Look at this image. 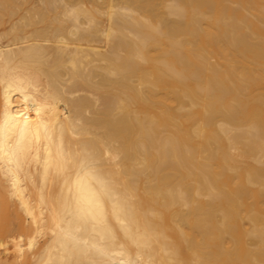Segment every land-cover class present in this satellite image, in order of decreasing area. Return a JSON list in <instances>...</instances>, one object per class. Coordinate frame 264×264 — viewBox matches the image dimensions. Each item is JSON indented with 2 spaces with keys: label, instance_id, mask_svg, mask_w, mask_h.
Listing matches in <instances>:
<instances>
[{
  "label": "bare ground",
  "instance_id": "1",
  "mask_svg": "<svg viewBox=\"0 0 264 264\" xmlns=\"http://www.w3.org/2000/svg\"><path fill=\"white\" fill-rule=\"evenodd\" d=\"M0 28L2 264H264V0H0Z\"/></svg>",
  "mask_w": 264,
  "mask_h": 264
},
{
  "label": "rangeland",
  "instance_id": "2",
  "mask_svg": "<svg viewBox=\"0 0 264 264\" xmlns=\"http://www.w3.org/2000/svg\"><path fill=\"white\" fill-rule=\"evenodd\" d=\"M0 36H1V28H0ZM1 37H2V38H1ZM1 37H0V38L2 39V41H6V40H8V38H5L4 35H2ZM2 255H3V257H2ZM21 257H22V256H21ZM22 258H23V257H22ZM22 258H20L19 260H20V261H23ZM1 259H2V260H5V257H4V254H3V253H0V260H1ZM2 260L0 261V263L3 262ZM5 263H6V262L4 261L3 264H5ZM17 263L20 264L21 262L18 261ZM1 264H2V263H1Z\"/></svg>",
  "mask_w": 264,
  "mask_h": 264
}]
</instances>
